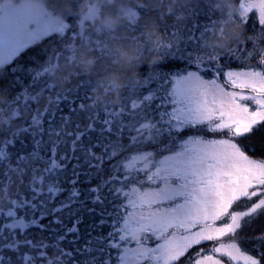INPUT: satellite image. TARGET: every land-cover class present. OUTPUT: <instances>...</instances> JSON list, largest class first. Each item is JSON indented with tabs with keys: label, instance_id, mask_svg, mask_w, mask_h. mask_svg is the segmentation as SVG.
<instances>
[{
	"label": "snow or ice",
	"instance_id": "obj_1",
	"mask_svg": "<svg viewBox=\"0 0 264 264\" xmlns=\"http://www.w3.org/2000/svg\"><path fill=\"white\" fill-rule=\"evenodd\" d=\"M111 2L92 0L74 23L41 12L25 31L0 25V264H264V230L242 236L264 216V159L239 142L264 125V50L241 69L206 53L221 6L203 0L184 40L162 43L119 104L93 103L92 80L60 91L53 73L77 43L103 55L86 28ZM138 9L125 12L131 31ZM239 9L264 27V0ZM46 40L42 60L5 68ZM237 51L229 63L257 58Z\"/></svg>",
	"mask_w": 264,
	"mask_h": 264
},
{
	"label": "clouds",
	"instance_id": "obj_2",
	"mask_svg": "<svg viewBox=\"0 0 264 264\" xmlns=\"http://www.w3.org/2000/svg\"><path fill=\"white\" fill-rule=\"evenodd\" d=\"M92 0H0V25L15 26L25 31L29 21L41 12H51L61 18L85 14ZM208 4H220L217 31L209 38L211 50L229 51L230 46L242 41L243 25L237 19L239 5L236 0H207ZM203 0H113L99 7L89 19L86 31L98 39L104 47L103 55L92 50L91 41L78 43L74 59L63 61L53 73L59 90L64 91L80 77L95 81L93 103L119 104L121 93L130 79L137 76L139 67L155 63L161 44L169 40L163 31L174 27L182 33L191 19V12L201 6ZM143 7L136 31L126 26L125 12ZM179 39V36L176 37ZM143 53V55H142ZM47 98L44 97L43 100ZM0 103H4L0 99Z\"/></svg>",
	"mask_w": 264,
	"mask_h": 264
},
{
	"label": "trees",
	"instance_id": "obj_3",
	"mask_svg": "<svg viewBox=\"0 0 264 264\" xmlns=\"http://www.w3.org/2000/svg\"><path fill=\"white\" fill-rule=\"evenodd\" d=\"M236 3L239 5V0H236ZM197 11L204 12L207 11V5L202 3L199 8L196 9ZM138 11H141V15L144 14L143 10L138 9ZM220 17V13L216 12L212 16V20L214 23V27L217 31V20ZM66 19L69 23H74L75 17L68 15L66 16ZM199 21H204L206 19L205 15H200L198 17ZM237 19L240 21V23L243 25V31H242V41L239 43H236L234 46H230L229 51H222V50H216L215 52L218 53L221 56H224L225 59L221 61L222 64H224L226 67H232L234 69H241L244 67H256L258 63V54L260 51L264 50V27H261L257 22L256 14L253 13L250 15L249 21L247 25H245L240 19L239 16ZM193 25V19L191 18L187 25L184 27L182 33H177L176 29L174 27H165L163 29L165 35L169 37V40L164 42L165 44L169 42L170 40L176 39L177 36H179V40L183 41L184 38L188 35V32L192 29ZM215 31V32H216ZM175 34V36H174ZM213 33H209L207 36V43L209 44V38ZM249 36H255L257 37L256 41L250 42ZM55 39V38H53ZM78 44V43H77ZM51 42L46 40L42 45L39 47H36L34 49L27 50L26 54H22L20 58H17L13 61L12 65H6V69H11L15 65L19 64H30L33 62V57L37 60H42L43 56L41 55L40 49L44 47H51ZM239 50L237 51V55H240V53L243 52H255L257 54V58L253 59L252 61L246 63V64H238V63H229L228 60V54L231 50ZM166 51L165 48H162L161 50ZM206 53H211L213 50L210 49V47H207L205 49ZM63 62V59H61L60 63ZM156 63H159V58L156 60ZM155 69L154 63H143L137 72V76L134 79H130L126 85H132L136 84L137 82L143 83L144 76L149 73L150 71H153ZM10 79V78H9ZM92 80L84 77H80L79 81H87ZM94 81V80H92ZM78 82V79L74 81L73 85L69 86L68 89L73 88ZM95 82V81H94ZM154 86V85H153ZM61 91V90H60ZM65 91V90H64ZM125 92V88L123 89L121 95ZM47 99L42 100L40 107L44 108L47 107L46 101L49 99V97L45 96ZM52 102L55 103V95L51 97ZM241 146L244 148L246 153L253 159H264V156L261 155L262 150H264V125L259 126L257 129H254L252 133L248 134L246 137L241 138L240 141ZM17 190V186H13L12 192L13 194ZM247 202H241L237 206V210H241L244 207H246ZM0 206L7 207L8 202L5 200H0ZM262 230H264V216H261L259 219H257L255 222H253L249 227L244 229V232L242 236H251L253 234H259ZM204 251H208V246L205 245ZM243 247L245 249H251L250 244H244Z\"/></svg>",
	"mask_w": 264,
	"mask_h": 264
}]
</instances>
